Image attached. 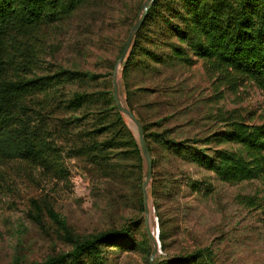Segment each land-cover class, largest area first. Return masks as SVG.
Here are the masks:
<instances>
[{
  "label": "trees",
  "instance_id": "trees-1",
  "mask_svg": "<svg viewBox=\"0 0 264 264\" xmlns=\"http://www.w3.org/2000/svg\"><path fill=\"white\" fill-rule=\"evenodd\" d=\"M145 1L136 2L138 20ZM107 5L108 0H0V162H19L35 169L63 173L64 147L60 145L70 141L74 145L68 147V154L88 158L105 172L111 185L116 182L123 187L126 183L127 166L121 161L134 160L138 173L134 216L122 227L98 234L75 235L51 207L31 200V218L39 225L44 216L49 218L70 249L29 264H86V260L104 264L102 248L135 251L144 245L135 237L145 213L141 187L143 157L112 91H59V87L80 81L95 82L104 76L45 66L48 65L45 57L51 55L48 31L58 28L80 9L108 8ZM197 61L203 63L212 80L211 85L218 95L216 100L225 92L236 93L244 85L264 93V0H153L144 21L133 34L122 66L125 108L134 115L136 108L132 100L137 92H160L159 87L130 90L126 81L133 69L143 76L160 75L161 67L190 68ZM162 92L171 94L166 88ZM97 105L101 107L97 113L88 108ZM261 115V121L254 123L251 115L247 116L250 117L247 121L239 110L217 111L213 116L215 125L205 124L201 131L203 136L180 139L172 137L169 128L164 126L166 116L155 122L156 131H152L151 123L139 114L137 122L143 130L149 154L157 150L160 153L157 160L151 161L153 168L163 161L167 164L169 160L173 164L181 161L187 168H201L226 184L257 180L262 187L261 206L264 203V102ZM86 117L94 120L92 129L86 132L83 128V134L69 140L72 125ZM207 120L211 117L205 116ZM216 124L221 128L216 129ZM153 177L151 195L155 201L160 197L156 192L158 178L163 177L162 181L167 184H180V178L169 172H155ZM187 179L191 191L206 184ZM112 201L118 203L116 198ZM159 239L164 249V234L161 233ZM155 264L215 263L208 249H195Z\"/></svg>",
  "mask_w": 264,
  "mask_h": 264
},
{
  "label": "rangeland",
  "instance_id": "rangeland-1",
  "mask_svg": "<svg viewBox=\"0 0 264 264\" xmlns=\"http://www.w3.org/2000/svg\"><path fill=\"white\" fill-rule=\"evenodd\" d=\"M137 1L108 0V8L90 6L80 9L58 28L48 31L47 44L51 55L45 57L46 67L61 66L104 76L95 82H74L65 88L59 87V91L109 90L113 95L115 77L118 99L125 107L126 91L121 71L130 46L122 59L119 50L138 20L135 11ZM160 70V75L143 76L139 70L133 69L126 81L132 91L143 87L160 88L157 93L137 92L132 100L136 108L133 116L137 120L139 114L151 123L152 131L158 130L155 123L158 118L166 116L164 126L169 128L172 137L203 136L201 131L205 124L215 125L213 116L217 111L239 110L244 118L251 115L252 122L261 121L264 93L256 88L244 85L236 93L225 92L221 99L216 100L217 92L201 61L190 68L176 65L161 67ZM165 88L171 94L162 92ZM88 108L97 113L101 107ZM75 115L78 116V112ZM205 116H210L211 120L205 121ZM123 118L143 157V187L147 162L139 145L137 126L124 113ZM94 123L86 117L72 125L68 139L75 140L83 128L89 132ZM215 128L221 127L216 124ZM72 145L74 143L70 141L60 145L64 147L61 154L64 172L59 174L19 162H0V264H13L15 261L29 264L70 249L49 218L44 216L41 225L31 218V200L51 207L75 235L84 237L120 228L134 216L138 186L135 161H121L127 166L126 183L123 187L116 182L111 185L105 172L88 158L68 154V147ZM148 155L152 161L157 160L160 153L157 150L152 155L148 152ZM169 162L163 161L155 168L151 166V175L145 186L147 215L143 214V222L135 232L136 241L144 245L135 251L102 248V256L106 259L104 264H149L154 248L153 264L195 249H208L215 264H264V203L259 206L262 196L259 181L226 184L201 168H187L181 161L179 164ZM155 172H169L178 178L182 175L177 185L167 184L162 181L163 177L158 178V201L151 195ZM187 178L206 184L197 191H191L187 187L190 183ZM112 198H116L118 203L114 204ZM146 216L151 238L145 230ZM161 233L165 236L164 249L159 239ZM85 263L93 264L89 260Z\"/></svg>",
  "mask_w": 264,
  "mask_h": 264
},
{
  "label": "water",
  "instance_id": "water-1",
  "mask_svg": "<svg viewBox=\"0 0 264 264\" xmlns=\"http://www.w3.org/2000/svg\"><path fill=\"white\" fill-rule=\"evenodd\" d=\"M152 1L153 0H146L144 2L143 6H142L143 13H142L140 19L132 27L131 32H130V34H129L127 40H126V43H125V45L123 47V50L121 52L120 59H122L126 55V53L128 51V48L130 46L131 40H132V35L137 31V29H139V27L141 26L142 22L144 21L145 12L148 9V6H149V4ZM113 99L116 102L117 108L122 113L126 114L135 123V125L137 126L139 145H140L142 154L145 157L146 162H147L146 181H145V183L143 184V187H142L143 188V194H144L145 213L147 215V201H146V195H145V188H146L145 186H146V184L148 182V179H149V177L151 175V166H152V164H151L148 152H147V147H146L144 139H143V131H142L141 125L137 122L135 117L120 103V101L118 99V90H117V84H116L115 77H113ZM145 230H146L147 235L149 236V238H151V234H150L149 228H148L147 216L145 217ZM154 254H155V248L153 249V251L151 253L149 264H153Z\"/></svg>",
  "mask_w": 264,
  "mask_h": 264
}]
</instances>
